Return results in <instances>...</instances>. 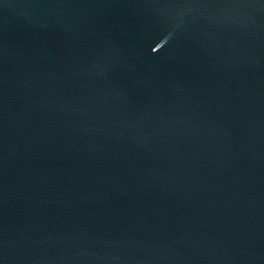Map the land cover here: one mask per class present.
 I'll use <instances>...</instances> for the list:
<instances>
[{"label":"water","instance_id":"1","mask_svg":"<svg viewBox=\"0 0 264 264\" xmlns=\"http://www.w3.org/2000/svg\"><path fill=\"white\" fill-rule=\"evenodd\" d=\"M0 264H264V0H0Z\"/></svg>","mask_w":264,"mask_h":264}]
</instances>
